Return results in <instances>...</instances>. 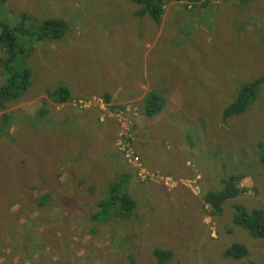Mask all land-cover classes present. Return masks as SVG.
Masks as SVG:
<instances>
[{"label":"rangeland","instance_id":"1","mask_svg":"<svg viewBox=\"0 0 264 264\" xmlns=\"http://www.w3.org/2000/svg\"><path fill=\"white\" fill-rule=\"evenodd\" d=\"M2 10L69 30L60 47L32 44L31 85L0 111L13 112L10 134L46 112L35 131L0 140V264H264V237L233 222L235 205L264 211V80L243 113L222 119L241 84L264 75V5L168 0L158 25L132 0H5ZM60 82L72 89L63 103L49 93ZM150 90L166 100L156 116L143 112ZM139 157L158 170L153 181L139 177ZM123 172L131 215L91 219ZM231 175L244 190L216 213L204 195ZM233 243L244 256L223 255ZM157 248L172 258L158 263Z\"/></svg>","mask_w":264,"mask_h":264},{"label":"trees","instance_id":"2","mask_svg":"<svg viewBox=\"0 0 264 264\" xmlns=\"http://www.w3.org/2000/svg\"><path fill=\"white\" fill-rule=\"evenodd\" d=\"M4 1L5 0H0V48L3 51V56L0 58V66L3 73V81L0 83V109L4 108L7 102L22 98L31 85L33 71L31 67L27 65L26 56L32 44L51 40L56 43L60 42V47L63 42L62 38L69 30L68 23L62 18L44 17L40 20H35L26 12H22L20 15L11 14L6 10L3 12L2 2ZM167 1L168 0H132L135 8V16L139 19L147 16V19L153 22L154 25H158L162 18L164 3ZM190 1L195 2L196 0ZM240 2H255L254 6L256 5L257 7H262L264 5V0L261 2L258 0H240ZM30 18L34 20H30ZM27 23H36L37 28L34 29L27 25ZM263 80L264 75H260L241 84L236 98L224 108L222 119L224 120L229 116L243 113L255 99L257 95L256 88ZM71 91V87L69 88L66 82H60L49 93L55 102L63 103L70 100L72 97ZM103 97L106 102L110 100V96L107 93H105ZM165 106V97L159 92L150 90L143 98V112L147 116H156ZM12 113L13 112L10 114L4 113L2 115V119L0 120V140L15 142L18 141L21 133L25 130L35 131L39 127L34 124L39 122V120L41 122L45 118L46 112L41 109L37 119L25 120V123L18 127L17 133L10 134L8 133V125L16 122L12 121ZM44 121L45 120H43L42 123H44ZM187 136L190 137V135ZM191 141L196 143L197 140L194 138ZM22 145L23 144H20L17 147L21 149ZM263 147L264 145L260 144V151H264ZM139 161L144 166V160L141 157H139ZM262 164H264V157L261 158V165ZM122 176L123 178L120 181H112L107 185V190L111 193V196L99 203V212L95 213L94 216L91 215V219H93V217L102 220L108 219V216L111 214L117 218H127V216L131 215L132 210L136 206V201H134L128 193L120 192L121 185L118 183H127L129 177L126 172H123ZM238 178L239 177L236 175H231L223 180V185L219 188V191H208L204 195V200L215 209L216 213L220 212V204L224 200L232 196L235 197L243 192L244 189L240 188L238 182H236ZM234 208L236 209L233 215L234 224L245 228L254 237L263 238L264 211L260 208L247 209L245 204L244 206L241 204L240 206L235 205ZM246 250V247L241 243H233L225 250L223 255L225 257L238 259L245 255ZM154 255L158 263L167 262L172 258V252L164 248L155 249Z\"/></svg>","mask_w":264,"mask_h":264},{"label":"clouds","instance_id":"3","mask_svg":"<svg viewBox=\"0 0 264 264\" xmlns=\"http://www.w3.org/2000/svg\"><path fill=\"white\" fill-rule=\"evenodd\" d=\"M250 3H255V2H250ZM17 100V99H16ZM13 101H15V100H13ZM10 102H12V101H10ZM10 102H7V103H5V106H4V108H2V109H0V111H2V110H4L5 109V107L7 106V104L8 103H10ZM4 114V113H3ZM2 114V115H3ZM8 114H10V112H8ZM35 118H32V119H29V120H34ZM14 119H12V121H13ZM34 125H36L37 127H40L41 125L37 122L36 124H34ZM29 131V130H28ZM126 143H127V145H128V149H130V153L132 154V156L134 157V156H137L136 155V153H135V151H134V149H133V146L131 145V143L129 142V141H126ZM121 144H124L121 140L118 142V145H119V149H120V146H121ZM126 145V144H125ZM121 150V149H120ZM122 152H123V150H121ZM125 158H127V157H125ZM139 161V160H138ZM139 163H140V165H139V167L138 168H136V170H138L137 171V173H138V175H139V170H140V168H142L143 167V169L144 170H146V171H148V172H152V171H158V170H149V169H147V168H145L143 165H142V163L139 161ZM139 177L143 180V179H147V178H142L140 175H139ZM151 181V180H150Z\"/></svg>","mask_w":264,"mask_h":264},{"label":"built area","instance_id":"4","mask_svg":"<svg viewBox=\"0 0 264 264\" xmlns=\"http://www.w3.org/2000/svg\"><path fill=\"white\" fill-rule=\"evenodd\" d=\"M120 149L124 151V150L126 149V145H125V144H121ZM128 150L130 151V149H128ZM126 156H127V157H133L132 154H131L130 152H129V154H127ZM141 169H143V168H140V170H141ZM140 170H139V171H140ZM143 170H144V169H143ZM144 171H145L146 174L144 175L143 178H147V179H149V180H151V181H153V179L156 178V176L159 174L158 171H152V172H148V171H146V170H144ZM139 175H140V174H139ZM140 176H141V175H140ZM169 180L172 181L171 178H169ZM162 183H163V182H162ZM164 183H165V182H164ZM164 186H170V185H167V184H166V185H164Z\"/></svg>","mask_w":264,"mask_h":264}]
</instances>
